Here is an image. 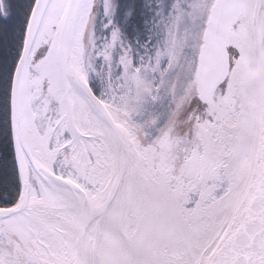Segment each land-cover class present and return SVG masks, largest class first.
Segmentation results:
<instances>
[{
	"label": "snow or ice",
	"instance_id": "snow-or-ice-1",
	"mask_svg": "<svg viewBox=\"0 0 264 264\" xmlns=\"http://www.w3.org/2000/svg\"><path fill=\"white\" fill-rule=\"evenodd\" d=\"M0 264H264V0H0Z\"/></svg>",
	"mask_w": 264,
	"mask_h": 264
}]
</instances>
